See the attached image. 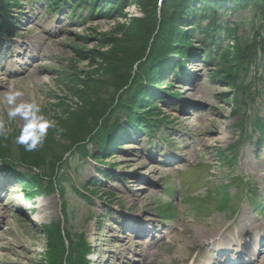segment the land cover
Returning a JSON list of instances; mask_svg holds the SVG:
<instances>
[{"label": "rangeland", "instance_id": "374dc122", "mask_svg": "<svg viewBox=\"0 0 264 264\" xmlns=\"http://www.w3.org/2000/svg\"><path fill=\"white\" fill-rule=\"evenodd\" d=\"M45 4L41 3L35 7L33 0H21L22 7L13 9L19 17L16 18L18 21L15 20L18 27L12 28L13 35H9V32L3 33L2 45L4 49L8 47L9 49L0 56V74L5 67L4 56L13 55L12 59L17 63L15 64L17 75L14 86L10 84L7 86L11 90L15 88L24 93L18 98L17 104L36 101L41 107L40 115L46 119L47 116L55 118L62 114L64 108L66 110V107L56 110L54 106L58 103L56 98L63 100L66 105L73 106L77 103L75 107L80 106L78 98L71 94L73 87L71 85L67 87L68 78H64L65 75L75 77L79 73L78 77L85 81L84 84L89 86L92 84L91 92L98 90L93 88L95 84L87 79L90 77L93 81L100 82L101 68L105 64L101 58L91 61V57H94L91 52L108 54L113 47L102 45L103 35L106 34L109 38L122 37L124 30L119 31L118 27L123 23L126 28H130V19L143 15L142 11H139V6L133 3L127 7L125 18L122 19L93 21L86 13L84 17L87 19L78 15L74 19H68L66 15L55 17L48 13ZM227 16L222 19L223 22L238 27L240 37L254 35L255 32L251 31L252 17H248L247 10ZM244 22L247 24L245 25ZM38 31L40 34L36 33ZM36 35L46 39L45 47L41 52L35 50L22 52L17 47L12 48L14 42L24 43L25 40L29 41ZM56 39H59V42L53 41ZM193 47L201 49L196 42ZM42 53L47 57L44 62L54 71L41 74L44 80L43 84L38 86L33 84L34 75L24 79L22 71L32 63L34 56ZM211 70H213L211 66L208 67L203 63L192 65L189 71L193 76L189 75L187 79L191 83L184 86L175 84L174 89L169 91L170 94L176 91L182 97L180 102L165 98L163 104H159L163 116L171 122L172 129L164 127L157 138L152 140L148 135H141L138 142H135L137 144L126 146L123 151L107 159L110 173L116 176L113 177L112 182L100 184L96 196L92 198V205L77 193L76 189L81 194L85 192L89 194L88 191L92 189L85 191L81 183L86 184L97 178L101 167L91 160L70 159L68 162L70 168L64 167L58 176L60 177L64 172L70 175L71 183L66 187L64 198L58 190L52 194H44L36 201L40 224L63 220L65 215L63 202L66 201L71 219V225L66 226V229L73 228L76 232L86 233L89 242L95 247L94 255L91 256L93 264H117L114 263L116 260L114 257L119 258L117 254L121 245L135 251L125 253L127 259L120 261L119 264L124 262L125 264H193L196 257L198 261H203V257L207 254L206 252L201 254L202 247L208 241V236L214 234L217 229L222 230V235L229 233L226 232L227 230H231L230 237L241 244L239 231L249 230V227L255 225L264 227V210L260 211L251 203V198H255L258 203L264 202V138L261 141L259 136L250 130L252 138L243 139L241 129L236 127L243 115H234L233 110L236 91L225 84L214 82ZM5 71L9 73L8 69ZM255 77L259 76L253 71L251 78ZM156 89L163 91L167 88L163 86ZM261 94L259 104L257 103L256 107L251 106L253 115L264 116V94ZM5 97L4 85L0 84V120L5 122L6 131L22 128L23 120L20 117L12 122L7 121L8 105ZM53 97L55 101L49 100ZM160 137L168 144L165 145ZM203 137H208L210 140L206 146L198 141ZM236 144H241L240 151L236 154L238 157L236 164L233 167L227 163L224 165L220 160L219 152L227 151ZM124 160L131 161V166L126 167ZM194 168H199L194 170L198 175H201L203 170L202 177L192 172ZM19 171L31 173L27 168ZM231 179H237L235 182L238 184L241 180H246L257 192L256 196L252 194L248 200L242 198L237 214L212 212L203 217L204 213L187 202L188 200L191 202L194 196L198 198L197 202L200 204L201 200L210 199L206 194L211 190L205 192L201 188L202 183H211V186L214 184L215 187L220 188ZM7 191V188L3 189L1 200L6 199L4 193ZM229 192L231 196L238 194L235 187L230 188ZM18 193L21 194L20 191ZM132 194L142 198V201L133 208L130 205L131 198L127 202L123 199L126 195L131 197ZM240 197L241 193L236 200H240ZM6 203L7 205L4 206L7 209L6 214L0 210V232L4 229V220H8L13 230V235L8 237V240L22 241L25 245L33 242L35 252L33 263L30 264H40L41 254L45 252L46 246L40 225H36L22 207L10 205V199ZM209 203L212 201L210 200ZM42 204L49 205L45 210H40ZM167 206L172 208L169 209L171 216L167 218L168 221H163L160 213ZM206 206L205 204L204 211L207 210ZM147 218L152 220L151 225L144 222ZM135 222L148 223L150 226H156L157 230L148 238L137 239L135 232L131 230ZM244 223L247 224L245 227L242 226ZM214 227L217 229L214 230ZM201 232H206L207 236L200 238ZM142 243H146L148 247L140 246ZM194 251L196 257L193 256ZM143 257L149 260L144 263Z\"/></svg>", "mask_w": 264, "mask_h": 264}, {"label": "trees", "instance_id": "16d2710c", "mask_svg": "<svg viewBox=\"0 0 264 264\" xmlns=\"http://www.w3.org/2000/svg\"><path fill=\"white\" fill-rule=\"evenodd\" d=\"M64 1L56 0L54 6ZM66 1L85 7L92 14L101 12L104 19L124 17L125 8L134 3L144 17L133 19L130 28L119 26V31L124 30L122 37L103 35L102 45L113 49L108 54L91 52L94 56L91 61L101 58L105 66L101 68L100 82L89 76L87 79L98 90L91 92L92 84L86 85L78 77L70 81L80 106L60 101L59 109L66 107V110L64 108L62 114L55 117L56 127L49 129L43 147L29 152L14 142L18 133L0 135V158L40 171L32 182H22L28 188L38 186L42 190L43 178L55 175L57 166L59 168L66 161V153L88 156L87 145L92 141L101 146V153H107L122 137V134L114 135L120 126L118 117L127 115L133 119V108L141 110L147 106L146 99L152 101L149 97L154 95L151 86L160 81L167 68L175 66L170 55L177 51L185 56L186 48L179 45L191 46L195 36L199 38L201 52L207 54V61L216 68L214 78L236 87L238 104H243L249 95L244 86L236 84L241 77L249 75L253 66L261 67L264 77V0H164L161 12V0ZM9 7L10 0H0V16L5 17ZM244 10L252 17L253 36L239 37L238 27L232 28L222 21L225 16ZM184 27L190 30L185 31ZM152 113L136 115L134 125L146 124L149 119L145 117H153ZM263 125L264 120L258 119L256 126ZM47 233L49 252L44 264H64L65 260L68 264H87L86 254L90 248L83 236L76 239L69 233L67 248L60 224L48 226Z\"/></svg>", "mask_w": 264, "mask_h": 264}, {"label": "bare ground", "instance_id": "6f19581e", "mask_svg": "<svg viewBox=\"0 0 264 264\" xmlns=\"http://www.w3.org/2000/svg\"><path fill=\"white\" fill-rule=\"evenodd\" d=\"M131 23V22H130ZM119 26V24H118ZM120 26H124L123 23ZM39 33L40 32H36ZM54 42H59V39L53 40ZM46 39L44 37H40V35H36L34 37H31L29 41H26L24 43H14V46L18 47L21 51L25 52L30 49H34L35 51H42L45 47ZM46 55L42 53V55H36L34 56V63L29 65L26 69L23 70L24 73V79L27 77H31L34 75L33 84H37L38 86H41L43 84V76L41 74L43 73H53V69H51L47 63L44 62ZM16 62H13L12 57L6 58V68L10 69V73L7 75L5 73V70H3L2 74L0 75V84L4 85V89L6 92V95L8 92H11L12 90H16L13 88L11 90L10 87L7 85L14 86L15 84V78H16V69H15ZM2 76H8L6 79L2 78ZM32 89H34L32 87ZM199 143L201 145L206 146L209 143L208 137L200 138ZM124 165L126 167L131 166V161L124 160ZM16 199H19V197H15ZM131 198V200H130ZM125 202L130 200L131 208L135 207L137 203L142 201V198L136 194H132L131 197L127 196L123 198ZM49 205V204H48ZM48 205L43 204L41 206L42 209L45 210V207H48ZM51 205V203H50ZM0 209L2 212L6 214V209L3 207V205L0 204ZM3 213V214H4ZM39 218L35 222H38ZM148 222V221H146ZM140 224V223H139ZM142 229L145 230V232L140 231V233H144L146 237L150 236L156 228L153 226H145L142 225ZM252 228L250 231L243 230L239 233V237L249 239V234L251 233ZM13 235V230L10 227V224L8 220H4V229L0 232V259L3 261L0 264H30L33 262V254L35 252V244L31 242L30 244H24L22 241L18 240H12L9 241L8 237ZM206 232H201L200 238L206 237ZM35 238V235H33ZM143 237V236H141ZM262 237H264V230L262 231ZM251 241H247L244 244H240V246L236 243L237 240L234 238H228L225 240V238L220 235V231L217 230L215 234L208 236L207 239L213 240L212 242L207 244V248H211L214 246V250H219L220 252L224 251L225 253H222V261L221 259H217L215 261V258L211 257L207 260L205 264H264V254L254 252V244H256L259 247V242H257L253 237H250ZM140 246L148 247L146 243L140 244ZM135 251V250H134ZM131 248H125L124 245L119 246V253L117 254L118 257L114 261V263L119 264L120 261H125L127 259V254L134 252ZM3 252V253H2ZM128 252V253H127ZM125 253H127L125 255ZM251 254V258L248 259V261L243 259L244 255ZM125 255V256H124ZM153 255L151 254L150 257ZM249 257V255H248ZM144 263H146L149 259L146 257H143L142 259ZM127 262V261H126ZM248 262V263H247ZM260 262V263H259ZM125 264V262H124ZM201 264V262L199 263Z\"/></svg>", "mask_w": 264, "mask_h": 264}, {"label": "clouds", "instance_id": "9594fccd", "mask_svg": "<svg viewBox=\"0 0 264 264\" xmlns=\"http://www.w3.org/2000/svg\"><path fill=\"white\" fill-rule=\"evenodd\" d=\"M22 91L8 92L5 101L8 105L7 121L12 122L17 117L23 120L19 135L15 137V143L22 145L26 151H38L45 142L49 129H55V121L45 119L40 115L41 107L36 101L21 102L17 104L18 98L23 96ZM6 124L0 120V135L6 133Z\"/></svg>", "mask_w": 264, "mask_h": 264}]
</instances>
